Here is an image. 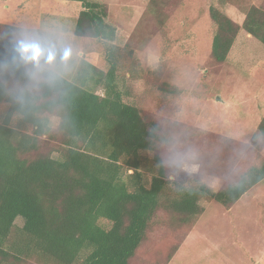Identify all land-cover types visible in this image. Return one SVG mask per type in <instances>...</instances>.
Returning <instances> with one entry per match:
<instances>
[{
  "label": "rangeland",
  "instance_id": "rangeland-1",
  "mask_svg": "<svg viewBox=\"0 0 264 264\" xmlns=\"http://www.w3.org/2000/svg\"><path fill=\"white\" fill-rule=\"evenodd\" d=\"M91 1L105 6L115 28L119 87L161 135L155 152L142 153L147 168L157 154L170 181L217 191L264 163V46L241 30L225 62H215L209 13L242 25L245 11L264 0ZM81 10L75 2L0 0V59L26 64L36 82L39 68L70 81L82 62L106 71L102 41L74 33ZM49 119V135L31 157L59 156L58 119ZM199 204L204 211L190 226L174 227L169 213L157 212L131 264H264V179L229 209ZM22 223L17 218L14 229Z\"/></svg>",
  "mask_w": 264,
  "mask_h": 264
},
{
  "label": "trees",
  "instance_id": "trees-1",
  "mask_svg": "<svg viewBox=\"0 0 264 264\" xmlns=\"http://www.w3.org/2000/svg\"><path fill=\"white\" fill-rule=\"evenodd\" d=\"M56 1L81 5L74 33L102 41L108 69L82 62L70 81L39 68L36 82L26 64L0 59V264H131L157 212L169 213L174 227L190 226L204 211L200 200L229 209L264 179L263 163L213 191L201 181H170L157 154L155 168H147L142 153L155 152L162 138L117 83L115 28L105 6ZM209 13L215 62H225L241 30L264 46V7L252 5L242 25L214 8ZM51 115L59 156L31 157L49 135ZM259 132L264 136L261 125ZM17 218L22 227L14 229Z\"/></svg>",
  "mask_w": 264,
  "mask_h": 264
},
{
  "label": "crops",
  "instance_id": "crops-1",
  "mask_svg": "<svg viewBox=\"0 0 264 264\" xmlns=\"http://www.w3.org/2000/svg\"><path fill=\"white\" fill-rule=\"evenodd\" d=\"M245 35H247V37H249V38H252L250 35H248V34H246V33H245Z\"/></svg>",
  "mask_w": 264,
  "mask_h": 264
}]
</instances>
